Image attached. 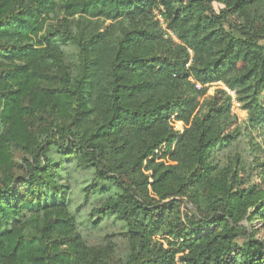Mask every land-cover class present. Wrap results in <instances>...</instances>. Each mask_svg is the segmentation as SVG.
<instances>
[{
    "label": "trees",
    "instance_id": "trees-1",
    "mask_svg": "<svg viewBox=\"0 0 264 264\" xmlns=\"http://www.w3.org/2000/svg\"><path fill=\"white\" fill-rule=\"evenodd\" d=\"M215 82L264 128V0H0V264H115L56 201L52 146L119 188L95 211L125 222L124 264H264L243 223L264 216V186L216 160L235 138Z\"/></svg>",
    "mask_w": 264,
    "mask_h": 264
},
{
    "label": "rangeland",
    "instance_id": "rangeland-1",
    "mask_svg": "<svg viewBox=\"0 0 264 264\" xmlns=\"http://www.w3.org/2000/svg\"><path fill=\"white\" fill-rule=\"evenodd\" d=\"M213 8L217 13L222 9V5L214 3ZM151 15L164 31V37L176 40L173 33L166 29L165 22L160 15V7L153 8ZM77 18L80 17L75 15L71 19L74 21ZM62 19L63 15L61 14H49L47 23L54 25L61 22ZM229 19V21L238 22L236 19L239 18L231 15ZM110 23V20L101 19L96 22V25L99 26V30H103ZM224 27L228 28L227 23L224 24ZM73 48V45H66L69 61L73 73H75ZM189 54L188 63L192 53L189 52ZM189 79L193 81L191 78ZM196 87L200 88L201 86L196 84ZM216 89L223 91L222 97L229 105L230 121L225 125L224 132L232 134L235 138L234 142L227 148L216 153V160L222 163L226 161L227 155L230 158L237 157V161L246 169L245 171L248 172L249 170L250 177L243 187L249 185L253 186L254 189L262 188L264 186V172L260 173L259 176L251 175V172L254 159L264 160V128H252L250 126L246 112L241 109L235 92L222 82L212 83L208 87L207 95L212 94ZM48 156L57 165L54 179L57 184L62 186L60 197L57 196L56 201L65 205L67 214L73 219L74 232L87 246L102 249L105 256L109 257L115 264H124L130 249L125 222L116 212H107L102 215L95 211L118 195L119 188L111 180L98 179L92 168L79 166L76 159H62L54 146L50 148ZM16 173L21 174L22 171L16 169ZM243 223L256 238L264 239V216L255 213L250 220H244Z\"/></svg>",
    "mask_w": 264,
    "mask_h": 264
}]
</instances>
